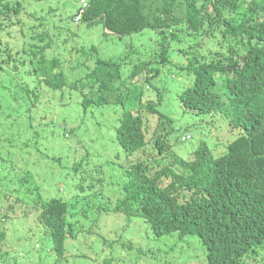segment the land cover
<instances>
[{
	"label": "trees",
	"instance_id": "1",
	"mask_svg": "<svg viewBox=\"0 0 264 264\" xmlns=\"http://www.w3.org/2000/svg\"><path fill=\"white\" fill-rule=\"evenodd\" d=\"M36 1L41 3L39 11L43 13L52 8L47 6L46 0ZM82 1H89L90 5L83 17V23L88 27L101 22L119 36H131L145 30L164 35L159 67L152 68L150 62H139L131 69L127 77L131 82L127 83L123 75V66L128 63L125 58L99 59L96 68L87 76L91 92L85 93L86 86L81 89L84 113L92 106L117 105L123 109L117 139L129 155L142 151L148 145L141 113L144 109L151 114L157 112L154 103H143L142 99L150 88L156 90L155 81L162 80V65L170 60L169 50L164 45L174 27L182 24L195 35L197 44L200 35L204 34L203 37L210 41L206 47L211 43L220 48L219 51L209 49L208 56L195 55L192 58L187 71L194 80L180 96L182 114L203 117L206 121L220 117L231 131L240 132L232 143L222 145L225 152L219 157L207 140H199L197 148L192 151V160L179 159L176 165L163 167L154 175L147 177L143 173L147 169L141 164L135 165L132 172L135 177L128 183L127 195L118 207L127 215L143 216L158 237L177 234L182 238H194L207 252L206 264H246L249 257H260L264 250V0ZM24 6L25 2L20 0H0L1 30L3 25L6 28L16 26L12 18L19 16ZM23 28L19 30L22 34L25 33ZM27 36V39L32 38V33L28 32ZM49 37L47 33L33 37L39 44L23 48L15 60L18 64L28 62L25 66L32 67L31 73L37 72V79L51 90L61 91L67 85L65 74L58 71L57 62L50 66L45 63V53L51 45L41 44ZM175 37L177 39L178 35ZM204 44L189 46V50L200 49ZM1 53L13 58L11 50L0 48V59ZM183 54L188 56L187 50H183ZM0 69L6 71L8 68L0 66ZM6 80L4 75L1 79V84L5 82L4 87ZM16 83L15 90L9 88L11 98L5 96L11 100L9 105L2 104L0 95V120L6 119L4 127L0 126L4 138V143H0L1 261L9 249L4 251L7 241L17 231L10 224L11 218L19 215L18 209L22 211L18 204L20 199L14 200L10 194L11 187L18 183L13 179L4 185L7 168L13 174L17 168L25 169L34 162L35 169L41 167L49 173L40 150L42 138L35 133V128L41 130L43 139H46V128L50 122L47 118L37 119L36 110L37 107L42 110L50 100L39 92H30V87ZM39 95L43 98L41 105L38 103L32 112ZM30 101L29 108L23 110L21 103ZM136 107L139 108L137 112L133 110ZM214 124L220 127L222 122ZM197 127L198 124L188 123L185 130L192 132ZM210 127L207 126L206 130ZM161 129L162 132L157 129L154 135L162 152L168 146V137L173 130L170 125L169 129L166 125ZM70 134L72 132L68 131L65 137L69 138ZM185 136L189 137L184 141ZM181 140L187 142L193 137L186 133ZM10 152L12 155H7ZM60 164L61 159L52 161L53 166L60 167ZM154 168H157L156 164ZM67 175L66 170L62 171L60 179L52 177L54 180L50 185L66 184ZM25 179L26 191L38 193L40 198V188L30 186L33 175L28 174ZM165 179H171L166 186ZM36 203L40 206L37 209L41 211L42 226L47 229L53 248L51 252L44 250L42 253L41 249H36L35 243V259L39 260L38 264H55L57 260L70 264L65 258L69 251L67 241L69 237L76 239V227H84L77 220L78 215L86 220L88 216L76 204L69 206L61 198L45 202L40 198ZM115 210L121 212L119 208ZM91 249L83 248L79 253L84 264H103L98 256L90 262L87 257ZM46 251L49 254L55 252L53 258L46 255Z\"/></svg>",
	"mask_w": 264,
	"mask_h": 264
},
{
	"label": "rangeland",
	"instance_id": "2",
	"mask_svg": "<svg viewBox=\"0 0 264 264\" xmlns=\"http://www.w3.org/2000/svg\"><path fill=\"white\" fill-rule=\"evenodd\" d=\"M20 1L25 2V6L19 16L12 18L16 26L6 28L3 25V31L0 27V48L3 51L11 50L14 58L1 53L0 66L10 70L0 69V95L3 98L2 104L9 105L11 100L6 98H11L9 88L15 90L18 86L16 82H20L50 100L42 110H38V107L36 110L37 119L47 118L50 122L46 128V139H43L44 135L37 127L35 133L42 138L39 141L40 150L51 175L41 167L35 169L34 162L25 169L17 168L13 174L7 168L4 185L7 186L13 179L18 183L11 187L10 194L14 200L20 199L18 204L22 206V211L18 209L19 215L11 218L10 224L17 231L7 241L4 251L9 249L4 252L5 257L0 260V264H38L39 260L35 259V243L36 247L41 245L36 249H41L42 253L44 250L51 252V237L42 226L41 211L37 209L40 206L36 201L39 202L40 198L42 202L61 198L69 206L76 204L88 216L86 220L78 215L77 220L84 227H76V239L69 237L67 241L69 251L65 258L69 259L70 264L83 262L79 255L83 248H92L87 257L90 262L98 256L103 264H206L207 252L200 242L190 236L182 238L177 234L158 237L143 216L134 213L127 215L118 205L127 195L126 188L132 179L133 166L141 164L147 169L143 173L148 177L163 167L176 165L179 159L192 160V151L197 148L199 140H207L214 154L219 157L225 152L222 145L230 144L239 137L240 132L231 131L223 118L206 121L203 117L183 115L180 110V96L194 80V76L187 71L192 58L195 55L208 56L209 49L219 51L220 48L211 43L206 47L210 41L203 34L198 44L205 43L204 46L190 51L189 46L198 45L195 35L188 32L184 24L174 27L164 45L169 50L170 60L162 65L163 78L155 81L156 90L150 88L142 99L143 103H154L157 112L151 114L144 109L141 113L148 145L133 156H127L117 139L123 109L117 105L92 106L84 113L81 89L88 85L85 93L91 92L87 76L96 68L99 59L125 58L128 63L123 66V75L127 83L131 82L127 79L131 69L139 62H150L152 68L159 67L164 35L145 30L139 34L117 37L110 33V29V32L106 30L104 23L88 27L75 18L82 0H46L47 6L51 5L52 8L44 13L39 11L41 3L36 0ZM43 15L46 17L41 19ZM21 28L25 30L24 34L19 32ZM28 32L32 33V38L27 39ZM45 33L50 37L41 45H51L45 53L46 66L57 62L60 64L58 71L66 76L67 85L61 91H53L37 79V72L31 73L32 67L28 64L25 66L28 62L18 64L15 60L20 57L18 53L23 48L29 49L30 44H39L33 37ZM175 34L178 35L177 39ZM183 50H187L188 56L183 54ZM34 60L38 61L37 58ZM4 75L7 77L6 87L3 86L5 82L1 84ZM42 96L35 102L32 112L38 103L41 105ZM30 105L31 101L21 103L25 111ZM138 109L133 108L135 112ZM5 120H0V126L4 127ZM218 121L222 122L220 127L214 124ZM188 123L198 124L199 127L186 132ZM163 125L168 129L170 125L173 133L168 137V146L161 152L156 145L157 137L154 133L157 129L162 132ZM207 126H211L210 129L206 130ZM68 131L72 132L69 138L65 137ZM186 133L192 135L193 140L182 142L181 138ZM0 136V143L3 144V133L0 132ZM54 158L61 159L60 167L52 165ZM155 164L157 168H154ZM65 170L68 172L65 176L68 178L66 184L61 182L60 185L51 186L53 178L60 179L59 174ZM28 174L34 178L30 180V186L40 188V198L38 193L26 191L24 185H27L25 178ZM48 176L50 178L46 179ZM170 181L165 179L164 185ZM116 208L121 212L116 211ZM52 254L55 255V252L49 254L46 251V255L52 257ZM17 259L18 263H15ZM248 259L246 264H264V250L260 257ZM55 264L65 263L64 260H57Z\"/></svg>",
	"mask_w": 264,
	"mask_h": 264
},
{
	"label": "clouds",
	"instance_id": "3",
	"mask_svg": "<svg viewBox=\"0 0 264 264\" xmlns=\"http://www.w3.org/2000/svg\"><path fill=\"white\" fill-rule=\"evenodd\" d=\"M90 5H89V3L87 2V1H82L81 2V7L79 8V10H78V13H77V15L75 16V18H76V21L77 22H83V17H84V14L86 13V11L88 10L87 8L89 7ZM105 28H106V30L108 31V32H110L108 29H110V28H108L107 26H105ZM111 30V29H110ZM112 31V30H111ZM111 34H114V35H116L117 37H122V36H119V35H117V34H115V32H110ZM58 67H60V64H58ZM86 87H88V85H85ZM90 86V85H89ZM30 92H36V91H34V90H30ZM188 138V137H187ZM187 138L185 137L184 138V141L185 140H187ZM125 151V150H124ZM125 153L127 154V156H133V155H129L126 151H125ZM133 168H134V166H133ZM132 172H133V170H132ZM135 176H132V179L134 178ZM163 237H165V236H163ZM38 246V245H37ZM37 248H39V246L37 247Z\"/></svg>",
	"mask_w": 264,
	"mask_h": 264
},
{
	"label": "crops",
	"instance_id": "4",
	"mask_svg": "<svg viewBox=\"0 0 264 264\" xmlns=\"http://www.w3.org/2000/svg\"><path fill=\"white\" fill-rule=\"evenodd\" d=\"M57 39V38H56ZM99 53H100V51H99Z\"/></svg>",
	"mask_w": 264,
	"mask_h": 264
}]
</instances>
